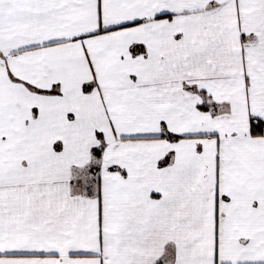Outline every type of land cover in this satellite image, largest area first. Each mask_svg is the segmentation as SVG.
I'll return each mask as SVG.
<instances>
[{"label": "snow or ice", "instance_id": "6c2138e0", "mask_svg": "<svg viewBox=\"0 0 264 264\" xmlns=\"http://www.w3.org/2000/svg\"><path fill=\"white\" fill-rule=\"evenodd\" d=\"M0 264H264V0H0Z\"/></svg>", "mask_w": 264, "mask_h": 264}]
</instances>
